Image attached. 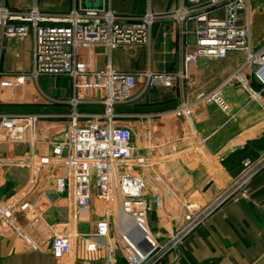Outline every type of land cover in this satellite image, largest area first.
Segmentation results:
<instances>
[{
    "label": "crops",
    "instance_id": "1",
    "mask_svg": "<svg viewBox=\"0 0 264 264\" xmlns=\"http://www.w3.org/2000/svg\"><path fill=\"white\" fill-rule=\"evenodd\" d=\"M250 0V39L254 49L264 44V6L253 9ZM259 1V0H258ZM17 10L35 6L43 13L55 15L68 12L81 0H5ZM180 0H99L120 15L140 16L150 11L162 16L178 6ZM96 4L97 0H86ZM259 5V3H258ZM176 25L158 18L150 29V46H118L110 51L103 45L81 46L78 62L88 69L102 68L107 60L121 71L142 73L172 72L182 62ZM3 63L0 65V121L2 115L13 122L12 134L28 138V115H36L35 151L49 153L45 133L57 132L66 126L70 113L80 114L82 123L102 113L98 88L80 90L74 107L69 79L57 77L46 89L28 73L31 68L32 35L19 40L2 39ZM242 52H230L225 60H199L188 67V77L180 87L161 84L146 89L134 99L114 107L115 122L132 132V146L148 158L143 167L132 172L144 175L146 198L152 203L148 226L160 240L167 239L179 223L181 203L195 200L203 204L217 195L240 174L246 161L264 153V108L250 100L240 83L248 79ZM35 83H34V82ZM143 78L138 77V92ZM222 84L223 94L230 104L226 113L217 105L195 104L196 96ZM184 107V108H183ZM183 108V109H181ZM184 110L177 115L178 110ZM3 130V129H1ZM28 142L11 141L0 136V200L21 192L31 172L4 161L28 151ZM62 169H46L36 185L19 204L36 199L40 221L35 239L40 250L24 238L0 224V264H62L64 255L52 253L53 232L68 228V204L64 197L53 192L54 177ZM159 175L161 180H156ZM247 195L235 193L226 199L195 230L169 249L155 264H264V168L246 183ZM155 196L159 197L156 204ZM108 205L93 197L91 205L77 210L73 229L87 233L104 218ZM123 248L115 249L112 258L104 248L87 253L77 241V257L72 264H131Z\"/></svg>",
    "mask_w": 264,
    "mask_h": 264
},
{
    "label": "built area",
    "instance_id": "2",
    "mask_svg": "<svg viewBox=\"0 0 264 264\" xmlns=\"http://www.w3.org/2000/svg\"><path fill=\"white\" fill-rule=\"evenodd\" d=\"M222 10V17H213ZM250 0H180L176 9L156 16L150 11L143 15H120L109 7H82L81 4L66 13H43L35 6L29 9H12L0 0V42L5 37L23 39L32 33L31 68L28 75L40 77H65L72 91L71 102L76 106L80 90L98 88L102 92V113L82 123L80 114L70 113L69 121L61 130L45 133L43 138L50 146L49 153L35 151L36 115L26 116L29 122L28 138L12 134L13 122L2 115L0 136L11 141L28 142L26 154L5 157V162L26 168L31 172L26 187L7 199L0 200V224L27 240L40 250L35 230L40 221L39 202H23L36 185L41 172L60 168L54 177L52 192L64 197L69 209L68 228L63 233L53 232L52 253L64 255L62 264H72L77 257V241L87 253L104 248L109 258L117 248H123L131 257V264H155L172 247L201 225L226 199L235 193L247 195L246 183L264 168V153L253 161H246L244 168L229 185L215 197L200 204L195 200L181 203L183 213L179 223L166 240L160 241L148 226L152 203L146 198L147 182L133 168L143 167L148 158L132 146V132L117 124L114 107L126 103L146 89L161 84L182 86L188 77V67L199 60H225L230 52H242L248 70V79L240 83L249 99L264 108V44L254 49L250 39ZM163 18L176 25L178 47L182 62L172 72H154L149 68L141 74L121 71L106 64L96 70L78 62L81 46L103 45L108 51L124 45L150 46L152 24ZM193 21L190 31L188 23ZM143 83L138 92V77ZM217 105L229 113L222 84L199 93L195 104ZM184 108V107H183ZM181 108V109H183ZM178 110L177 115L184 110ZM3 129V130H1ZM156 180H161L155 175ZM96 197L108 205L104 218L98 220L94 230L78 233L73 229L77 210L86 209ZM159 197L155 196L156 204Z\"/></svg>",
    "mask_w": 264,
    "mask_h": 264
},
{
    "label": "rangeland",
    "instance_id": "3",
    "mask_svg": "<svg viewBox=\"0 0 264 264\" xmlns=\"http://www.w3.org/2000/svg\"><path fill=\"white\" fill-rule=\"evenodd\" d=\"M251 3H252V6H253V9L255 10L257 7H261V6H264V0H252L251 1ZM258 3H259V5H258ZM66 13V12H65ZM48 14H54V13H48ZM211 16H213V17H222L223 16V12H222V10H216V11H214L212 14H211ZM188 26H189V30L191 31L192 29H193V21L192 20H190L189 21V23H188ZM28 34L29 35H32V33H31V31H29L28 32ZM27 34V35H28ZM3 48H4V46L2 45V42H0V65L3 63L2 61V59H5L4 58V55H3ZM2 77V74H1V69H0V78ZM55 80V78L54 77H40L39 79H38V83L40 84V87L41 88H45L46 89V87H49V85L50 84H52L53 83V81ZM34 82V81H33ZM35 83V82H34ZM16 234V233H15ZM16 235H18V234H16ZM19 236V235H18Z\"/></svg>",
    "mask_w": 264,
    "mask_h": 264
},
{
    "label": "water",
    "instance_id": "4",
    "mask_svg": "<svg viewBox=\"0 0 264 264\" xmlns=\"http://www.w3.org/2000/svg\"><path fill=\"white\" fill-rule=\"evenodd\" d=\"M99 0H97V3L96 4H89V3H86V0H81V6L82 7H101L100 6V3H98Z\"/></svg>",
    "mask_w": 264,
    "mask_h": 264
},
{
    "label": "trees",
    "instance_id": "5",
    "mask_svg": "<svg viewBox=\"0 0 264 264\" xmlns=\"http://www.w3.org/2000/svg\"><path fill=\"white\" fill-rule=\"evenodd\" d=\"M258 141H260V142H264V136L261 137ZM263 146H264V145H263Z\"/></svg>",
    "mask_w": 264,
    "mask_h": 264
}]
</instances>
